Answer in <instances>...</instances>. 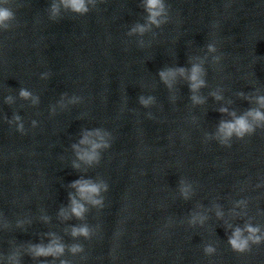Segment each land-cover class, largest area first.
<instances>
[{
    "label": "clouds",
    "instance_id": "9594fccd",
    "mask_svg": "<svg viewBox=\"0 0 264 264\" xmlns=\"http://www.w3.org/2000/svg\"><path fill=\"white\" fill-rule=\"evenodd\" d=\"M91 4L92 7H95L96 0H60V5H63L64 8L71 10L73 13L79 14V15H85L89 12ZM60 5L53 3L51 5V17L55 18L59 14ZM145 9L148 13V24H155L157 27L160 26L161 20L159 19L162 16L166 15V9L165 4L163 3V0H146L145 3ZM15 18L14 13L5 7H0V27H3L5 29L8 28V22L13 20ZM147 30L146 25H140L137 24L135 28H133V32H139L143 34ZM209 50H215L212 45H209ZM183 71V69H181ZM201 74V68L199 66H193L192 73H191V81L193 82L191 84V88L195 90L196 88L203 85V81L199 78ZM174 75L173 72L164 73L161 72L160 76L161 78L167 83L168 82V76ZM20 96L22 98H29L31 96V93L27 91L26 89L20 90ZM10 99V98H9ZM194 100H196V97H193ZM152 98L144 99L143 97L140 98L141 104L144 106H148V104L151 102ZM261 103L264 104V98H262ZM247 116H252L253 119L257 121H264V113H261L259 111H250L247 113ZM16 121L20 120L19 116H14L13 118ZM35 123V122H33ZM17 130L20 132H23V124H18ZM254 127L251 123L248 122L246 116H241L236 118L233 122H222L220 125V132L223 134L225 140L230 138L233 134H235L237 137H243L246 134H250L254 131ZM96 135L100 137V143L93 142L89 140V138L86 136L81 141V143L84 144H91V151L90 152H84L83 154H79V158L82 160H86L87 162L91 163L93 161L98 162V153L97 149H100L102 147L106 148L109 147L106 142H104V137L100 135V133L97 131ZM73 187H76L81 195V197L87 198L91 201L93 205H100L103 206L102 199H94L93 197L98 196L101 189L107 191V185H98L95 183H92L90 181H80L77 180L73 182ZM186 191V190H185ZM73 213L78 217L82 218L83 213L85 211V208L83 205L77 203L76 200H72ZM247 231L251 234L248 237H243L241 230L238 228L235 230L233 235L229 238V244L233 248L234 251L238 252H244L249 250V241L252 243H260L262 240V237L259 235H256V233L259 231L258 228H253L251 226L247 227ZM73 236L77 235H83L87 237L89 235L88 228L80 227V228H74L72 232ZM36 254L37 255H46V254H61L63 252V246L56 244L54 246H49L47 249L41 247V246H35ZM82 249L79 246H73L72 251H81ZM205 252L207 254H211L214 252V249L209 246L206 247ZM63 264V262H62Z\"/></svg>",
    "mask_w": 264,
    "mask_h": 264
}]
</instances>
